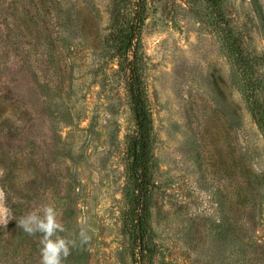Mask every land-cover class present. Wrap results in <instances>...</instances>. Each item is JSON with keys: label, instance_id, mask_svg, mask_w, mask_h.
<instances>
[{"label": "rangeland", "instance_id": "rangeland-1", "mask_svg": "<svg viewBox=\"0 0 264 264\" xmlns=\"http://www.w3.org/2000/svg\"><path fill=\"white\" fill-rule=\"evenodd\" d=\"M136 0H0V192L51 205L64 264H138L136 135L118 51ZM137 56L153 119L148 264H264V6L144 0ZM136 18V17H135ZM39 234L0 226V264H39Z\"/></svg>", "mask_w": 264, "mask_h": 264}, {"label": "trees", "instance_id": "trees-1", "mask_svg": "<svg viewBox=\"0 0 264 264\" xmlns=\"http://www.w3.org/2000/svg\"><path fill=\"white\" fill-rule=\"evenodd\" d=\"M137 15L128 31L121 36L118 51L129 68L126 90L130 100L136 135L130 145L128 171L132 181L131 229L138 264H148V199L153 160V119L146 102L144 80L137 56L144 0H136Z\"/></svg>", "mask_w": 264, "mask_h": 264}, {"label": "clouds", "instance_id": "clouds-1", "mask_svg": "<svg viewBox=\"0 0 264 264\" xmlns=\"http://www.w3.org/2000/svg\"><path fill=\"white\" fill-rule=\"evenodd\" d=\"M264 6V0H260ZM4 194L0 192V226L7 228L11 220H15L17 227L29 236L39 234V264H64L71 255L73 248L87 246L91 236L86 227L81 226L72 239H67L59 233L66 231L64 225L57 218V211L51 205H44L26 215L16 218L12 209L4 204Z\"/></svg>", "mask_w": 264, "mask_h": 264}]
</instances>
